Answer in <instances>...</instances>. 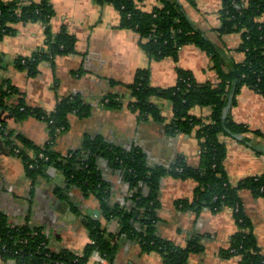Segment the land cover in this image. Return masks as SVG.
Returning a JSON list of instances; mask_svg holds the SVG:
<instances>
[{
	"label": "crops",
	"instance_id": "crops-1",
	"mask_svg": "<svg viewBox=\"0 0 264 264\" xmlns=\"http://www.w3.org/2000/svg\"><path fill=\"white\" fill-rule=\"evenodd\" d=\"M180 2L192 24L224 51V71L229 69L230 62L243 60V53L235 51L240 35L218 34L220 0ZM158 4V0H146L143 5L145 10H150ZM50 5L53 10L49 24L51 34L55 36L65 30L75 38L74 51L57 55L50 62H41L37 74L30 77L26 71L18 70L14 61L46 49L44 26L38 22L18 24L14 35L0 40V82L8 81L15 87L26 106L46 112L53 111L58 102L68 96H79L87 103L89 114L68 117L69 129L56 136L54 150L63 156L80 149L86 140L97 138L123 150H138L149 166L166 171L159 182L155 236L178 248H185L191 239H197L202 251L189 255L187 264H239L237 257L219 255L221 249L227 248L230 237L240 231L233 210L224 208L212 213L204 203L200 207L182 208V201L193 198L197 182L174 177L168 171L178 158L191 168L203 167L195 132L168 133L171 104L159 97H152L151 103L159 111L160 121L151 115L140 118L127 106L128 88L140 70L147 71L148 85L158 89L176 84L177 68L189 72L198 83H217V73L209 57L190 45L181 48L175 60L167 57L154 61L140 47L135 32L118 27L119 15L113 6L100 5L95 0H50ZM112 94L121 96L123 107L105 106L106 96ZM233 103H228L224 116L259 135L244 134L245 143L241 141L242 136L218 135V140L225 145L223 167L232 186L241 179L264 174V98L242 88ZM210 113L208 107L195 106L190 110L191 116L207 122ZM6 124L12 136L22 137L32 145L42 146L50 138L46 124L34 117L20 122L7 120ZM96 167L108 184L109 206L122 211L133 210L135 191L121 174L113 170L106 159H98ZM238 195L250 223V229L245 232L253 234L258 249L264 254V198L253 196L248 190H240ZM0 215L6 217L11 227L28 224L30 228H40L51 251L65 249L78 255L89 243L84 221L98 220L106 234L116 235L114 264H163L156 252H144L135 241L119 235V220H104L99 201L69 186L58 170L48 168L45 177L32 186L26 179L22 160L2 152ZM0 264L14 262L0 258Z\"/></svg>",
	"mask_w": 264,
	"mask_h": 264
},
{
	"label": "trees",
	"instance_id": "trees-1",
	"mask_svg": "<svg viewBox=\"0 0 264 264\" xmlns=\"http://www.w3.org/2000/svg\"><path fill=\"white\" fill-rule=\"evenodd\" d=\"M95 1L116 9L118 27L135 32L139 36L140 47L151 60L160 61L167 57L175 60L179 50L190 45L198 47L211 60L218 77L215 84L198 83L189 72L177 68L176 84L167 89H158L148 85L146 70L138 71L128 88L130 100L127 106L136 111L140 118L151 115L160 121L162 117L151 103V98L159 97L170 102L172 119L166 126L168 133L195 132L199 153L204 159L203 167L194 169L178 158L168 170L174 177L191 178L197 182L193 198L182 201L181 207H200L204 203L212 213L231 208L240 231L230 237L227 248L221 249L219 255L223 258L237 257L239 264H264V254L258 249L253 234L245 232L250 229V223L238 195L240 190H248L253 196L264 198V174L230 185L223 167L225 145L218 140L220 134L242 136L241 141L245 143L247 139L243 137L244 134L259 135L225 117L224 111L228 103L234 104L235 96L242 88H248L264 98V0H220L218 14L221 27L218 34H239L241 40L235 51L244 55L241 62H230L227 71L222 69L226 59L224 51L192 24L180 0H158L159 4L150 10L144 9L146 0ZM52 15L50 0L7 3L0 0V40L14 35L18 24L38 22L44 26L46 49L14 61V66L26 71L30 77L37 74L41 62H50L57 55L74 51L75 38L65 30L62 29L55 36L51 34L49 24ZM19 97L8 81L0 82V152L18 156L22 160L26 179L32 186L39 178L45 177L48 168H55L66 177L69 186L99 201L104 220H119V235L135 241L144 252H156L163 264H187L189 255L202 251L195 238L185 248H178L155 236L159 182L166 171L149 166L141 152L123 150L99 138L86 140L80 149L63 156L54 150L56 136L69 129L68 117L72 114H89L87 103L79 96L62 99L51 112L30 108ZM105 99V106L110 108L124 105L121 96L115 94ZM195 106L211 110L209 122L190 115V110ZM27 117H34L46 124L50 138L42 146L32 145L19 136L14 137L7 130V120L20 122ZM100 158L108 160L111 168L119 172L135 191L133 210L122 211L109 206V187L96 167V161ZM84 226L89 243L81 254L65 249L54 252L49 249L47 238L40 228H30L28 224L11 227L6 217L0 215V258L14 264H99L92 258L96 253L107 264H114L116 235L106 234L98 220H85Z\"/></svg>",
	"mask_w": 264,
	"mask_h": 264
},
{
	"label": "built area",
	"instance_id": "built-area-1",
	"mask_svg": "<svg viewBox=\"0 0 264 264\" xmlns=\"http://www.w3.org/2000/svg\"><path fill=\"white\" fill-rule=\"evenodd\" d=\"M105 102H107V100H104ZM93 260L99 264H107L106 261H104L103 259H101L98 254L94 253L92 256Z\"/></svg>",
	"mask_w": 264,
	"mask_h": 264
}]
</instances>
